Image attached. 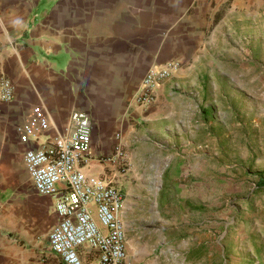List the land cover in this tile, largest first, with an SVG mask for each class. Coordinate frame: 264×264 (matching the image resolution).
<instances>
[{
    "label": "crops",
    "instance_id": "1",
    "mask_svg": "<svg viewBox=\"0 0 264 264\" xmlns=\"http://www.w3.org/2000/svg\"><path fill=\"white\" fill-rule=\"evenodd\" d=\"M251 1L263 6V0ZM243 4L0 0V80L13 88L12 101L0 100V264H62L47 240L57 222L55 197L36 193L23 155L64 134L74 111L87 114L93 124L87 174L111 177V166L98 159L118 143L127 153L133 175L116 177L124 193L119 219L125 227L126 180L146 158L162 154L160 136L171 130L166 123L182 122L201 94L200 71L213 70L199 60L213 58L209 49L216 34L222 42L230 37L225 19ZM170 60L181 68L157 87L155 103L145 110L134 107L143 76ZM31 117L45 119L48 128L36 140L21 142L16 128Z\"/></svg>",
    "mask_w": 264,
    "mask_h": 264
},
{
    "label": "rangeland",
    "instance_id": "2",
    "mask_svg": "<svg viewBox=\"0 0 264 264\" xmlns=\"http://www.w3.org/2000/svg\"><path fill=\"white\" fill-rule=\"evenodd\" d=\"M231 14L199 98L126 180L129 264H264V0Z\"/></svg>",
    "mask_w": 264,
    "mask_h": 264
},
{
    "label": "built area",
    "instance_id": "3",
    "mask_svg": "<svg viewBox=\"0 0 264 264\" xmlns=\"http://www.w3.org/2000/svg\"><path fill=\"white\" fill-rule=\"evenodd\" d=\"M180 68L175 60L152 67L132 97L133 106L145 110L154 104L157 87ZM12 99V85L2 78L0 100ZM69 121L64 134L23 155L36 193L55 197L57 222L47 236L49 251L62 264H129L125 227L119 219L124 193L116 182L118 175L124 177L129 171L127 153L118 143L110 154L98 159L111 166V177L87 174L93 124L87 114L79 111L72 112ZM47 128L45 119L31 117L18 125L16 132L21 142H27L36 140Z\"/></svg>",
    "mask_w": 264,
    "mask_h": 264
},
{
    "label": "trees",
    "instance_id": "4",
    "mask_svg": "<svg viewBox=\"0 0 264 264\" xmlns=\"http://www.w3.org/2000/svg\"><path fill=\"white\" fill-rule=\"evenodd\" d=\"M219 16H220L219 14H216L215 21H217ZM260 188H264V186H260Z\"/></svg>",
    "mask_w": 264,
    "mask_h": 264
}]
</instances>
